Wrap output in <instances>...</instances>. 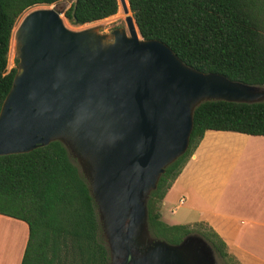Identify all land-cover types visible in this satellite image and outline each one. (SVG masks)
Returning a JSON list of instances; mask_svg holds the SVG:
<instances>
[{
    "label": "water",
    "instance_id": "1",
    "mask_svg": "<svg viewBox=\"0 0 264 264\" xmlns=\"http://www.w3.org/2000/svg\"><path fill=\"white\" fill-rule=\"evenodd\" d=\"M61 15L55 5L31 10L13 33L17 63L0 106V155L65 145L96 204L108 264H216L198 234L178 243L152 237L148 197L188 149L199 104L264 102V86L185 64L166 43L142 38L132 14L109 33L70 29Z\"/></svg>",
    "mask_w": 264,
    "mask_h": 264
},
{
    "label": "trees",
    "instance_id": "2",
    "mask_svg": "<svg viewBox=\"0 0 264 264\" xmlns=\"http://www.w3.org/2000/svg\"><path fill=\"white\" fill-rule=\"evenodd\" d=\"M69 1L64 17L83 25L114 15L118 0H0V106L16 70H7L16 18L37 4ZM142 38L166 43L187 65L264 86V0H127ZM17 63V59H16ZM207 130L264 135V102L210 100L193 112L186 152L168 165L147 201L150 235L178 243L203 237L228 264L237 258L207 223L167 224L159 204ZM0 214L26 223L20 264H108L97 207L80 167L60 141L26 153L0 155Z\"/></svg>",
    "mask_w": 264,
    "mask_h": 264
},
{
    "label": "crops",
    "instance_id": "3",
    "mask_svg": "<svg viewBox=\"0 0 264 264\" xmlns=\"http://www.w3.org/2000/svg\"><path fill=\"white\" fill-rule=\"evenodd\" d=\"M161 205L163 217L183 207L168 224L207 223L240 264H264V135L207 130ZM20 241L1 236L0 264H20Z\"/></svg>",
    "mask_w": 264,
    "mask_h": 264
},
{
    "label": "rangeland",
    "instance_id": "4",
    "mask_svg": "<svg viewBox=\"0 0 264 264\" xmlns=\"http://www.w3.org/2000/svg\"><path fill=\"white\" fill-rule=\"evenodd\" d=\"M69 4H70L69 1H64V2H59L57 4H51V5H45V4L33 5V6L29 7V8H27L26 10H24L16 18L15 23H14V27H13V32H12V40H11L12 50H11V54H10V50H9V54H8L7 70H9V69H11L13 67H16V55H15V51L13 49V33H14L16 27L18 26V24L20 23L21 19L23 18V16L26 13H28L29 11L37 9V8L51 7L53 5H55L58 8H66L67 6H69ZM129 12H130V10L128 11V13H125L123 11L120 3H119L118 10H117V12L114 15H111V16H109L107 18H104V19H101V20H97V21H93V22H90V23H86V24H83V25H73L64 17V15H61V17L63 19V22H64L65 26H67L70 29L76 30V29H81V28L88 27V26L99 25L101 27V31L102 32L109 33L115 27H126L125 16L127 14H129ZM130 14H131V12H130ZM227 156L230 158L229 154H227ZM173 197H177V194L175 192H173ZM161 204H162V202L159 204V211H160L161 219L164 222H166L168 224L167 220H170V221H181V219L179 218V216H177V214L183 209V207L179 208L177 210L176 214L168 213L167 216L163 217V214H162L163 210H162V207H161L162 205ZM1 221H3L4 224L0 225V238H1L2 235H4V241L6 243L4 245H8L9 240L13 236H20L21 237V241L20 242H22V243L26 241V239H27V226H26V224L23 221L17 220L15 218H11V217H8V216H4V218H2ZM196 223L197 222L188 223V224H185V226H187L188 228H195V227H197ZM165 241H167V240H165ZM216 264H228V263L225 260H223V259H221V258L216 256ZM230 264H237V263L234 262V263H230Z\"/></svg>",
    "mask_w": 264,
    "mask_h": 264
},
{
    "label": "bare ground",
    "instance_id": "5",
    "mask_svg": "<svg viewBox=\"0 0 264 264\" xmlns=\"http://www.w3.org/2000/svg\"><path fill=\"white\" fill-rule=\"evenodd\" d=\"M128 13V12H127ZM129 14H130V12H129ZM11 40H12V37H11ZM11 46H10V54H11V50H12V44H10Z\"/></svg>",
    "mask_w": 264,
    "mask_h": 264
}]
</instances>
